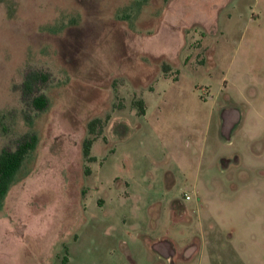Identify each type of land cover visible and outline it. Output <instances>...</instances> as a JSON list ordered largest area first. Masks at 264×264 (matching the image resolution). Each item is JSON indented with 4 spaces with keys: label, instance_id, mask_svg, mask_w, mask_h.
Masks as SVG:
<instances>
[{
    "label": "rangeland",
    "instance_id": "374dc122",
    "mask_svg": "<svg viewBox=\"0 0 264 264\" xmlns=\"http://www.w3.org/2000/svg\"><path fill=\"white\" fill-rule=\"evenodd\" d=\"M27 131L0 264H264V0H0V150Z\"/></svg>",
    "mask_w": 264,
    "mask_h": 264
},
{
    "label": "trees",
    "instance_id": "16d2710c",
    "mask_svg": "<svg viewBox=\"0 0 264 264\" xmlns=\"http://www.w3.org/2000/svg\"><path fill=\"white\" fill-rule=\"evenodd\" d=\"M169 65L163 63V70H167ZM52 72L50 70L29 66L24 71L23 80L21 82L22 101L34 110H43L49 104V97L43 91L45 85L52 80ZM140 114L145 112L143 100L139 99ZM28 121H31L32 115L28 112L24 114ZM110 114L104 118L94 117L87 123L88 135L82 141V153L86 159H92L90 149L93 141L101 134ZM38 142V136L35 131H27L22 133L16 139L15 147L9 148L3 146L0 150V200L5 195L10 183L15 177L17 170L20 168L27 154L34 150Z\"/></svg>",
    "mask_w": 264,
    "mask_h": 264
},
{
    "label": "built area",
    "instance_id": "2783aa9c",
    "mask_svg": "<svg viewBox=\"0 0 264 264\" xmlns=\"http://www.w3.org/2000/svg\"><path fill=\"white\" fill-rule=\"evenodd\" d=\"M188 197V196H187Z\"/></svg>",
    "mask_w": 264,
    "mask_h": 264
}]
</instances>
